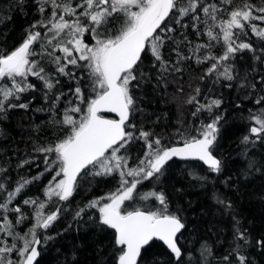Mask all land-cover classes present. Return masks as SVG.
I'll return each instance as SVG.
<instances>
[{"label":"snow or ice","instance_id":"6c2138e0","mask_svg":"<svg viewBox=\"0 0 264 264\" xmlns=\"http://www.w3.org/2000/svg\"><path fill=\"white\" fill-rule=\"evenodd\" d=\"M24 2L15 0L0 11ZM34 5L39 18L22 41L0 47V122L16 109L29 110L39 96L42 106L34 111L47 113L44 126L51 125L55 136L37 137L31 152L15 162L0 157V264H43L61 235L47 233L67 211L62 205L98 177L117 179V187L78 207L73 220L79 225L88 216L111 232L102 264H256L255 255L264 258V232L254 235L214 183L211 198L231 216V239L198 236L194 250L182 244L192 227L187 209L164 187L175 160L202 162L223 185L239 182L227 175L220 150L227 101L223 91H214L217 86L236 92L232 107L248 121L240 141L246 159L241 175H264V158L252 153L264 147V0H34ZM249 54L251 63L245 59ZM186 75L185 103L198 124L180 122L169 137L138 127L145 85L155 82L154 90H166L175 82L183 94ZM137 141L144 151L134 158L128 148ZM26 166L42 170L22 175ZM46 175L51 179L39 196L17 202ZM188 175L201 186L210 183L195 168ZM145 182L152 185L148 192L140 191ZM161 242L170 260L149 261L150 250ZM219 248L224 251L217 255ZM71 252L66 264H80V248Z\"/></svg>","mask_w":264,"mask_h":264},{"label":"trees","instance_id":"16d2710c","mask_svg":"<svg viewBox=\"0 0 264 264\" xmlns=\"http://www.w3.org/2000/svg\"><path fill=\"white\" fill-rule=\"evenodd\" d=\"M14 2L15 0H0V9H4L8 3ZM256 2L260 3L261 0H256ZM38 18L34 0H25L22 6L14 7L11 11H0V47L11 49L18 45L22 41L25 29ZM249 36H252L250 32ZM245 59L251 63L250 54ZM239 66L241 72H243L246 65L241 63ZM200 71L201 69H197V72ZM31 79L34 80V78ZM188 82L189 76L186 75L183 81L185 89L183 94L179 93L175 82L171 83L166 90H154L153 85L155 82H153V85H145L140 93L142 111L137 113L134 121L138 127H143L144 130L153 129L160 137H169L175 133L180 126V122L185 125L189 123L198 124L199 121H193L191 116V112L194 110L193 107L185 103L187 94L190 91ZM193 82L199 83V80L195 79ZM208 86L211 87L210 84ZM214 91H223L224 98L227 101L223 106L227 109V112L221 131V154L228 164L227 175L232 176L234 179L239 177V182L229 186L223 185L222 182L217 180L216 174L209 173L206 166L201 162L187 163L180 160L171 162V179L164 181L166 192L175 203L187 209L185 214L189 216V223L192 227L184 233L181 243H187V246L193 250L199 245L198 236L215 240L216 234H219L222 241L230 240L232 236L231 216L226 211L222 214V209L216 206L215 201L211 198L213 183L216 190L224 193L233 202L236 211L240 213L239 219L242 220L245 226H251L254 235L264 232V175L255 172L250 174L247 179L241 175L246 168V159L242 155L243 145L240 141L244 135L248 134V121L242 120L240 110L232 107V101L236 100V92L222 89L219 86ZM236 102L239 103V101ZM41 106L42 101L37 96L29 110L16 109L10 114L8 121L0 122V127L5 132V135L0 136V157L10 156L15 162L24 158L26 153L31 152V145L37 137L40 141L54 138L55 130L51 125L44 126L49 119L47 113L34 111V109ZM248 107L251 108V104ZM36 125H40L39 130L35 129ZM143 151V141L134 142L128 148V153L134 158L142 156ZM252 153L258 159L264 158V147L258 146L252 150ZM193 168L197 169L201 175H207L210 183L201 186L199 182L193 180L188 175V170ZM41 170L42 166L40 169L35 166L28 169L26 166L21 174L34 176ZM49 179H51V176L46 175L42 182L30 186L23 196L18 198L17 202L30 196H39ZM116 187L117 179L98 177L90 183L85 182L71 202L62 205L67 211L53 226L52 230L47 233L48 235L61 233V235L50 245L43 264H66L67 261L72 259L71 250L73 246L80 248V252L76 254L80 264H102L107 259L106 254L111 247V232L100 230L95 224L88 221V216H85L77 225L73 220V215L75 210L87 201L113 191ZM151 188L152 185L145 182L140 191L148 192ZM174 189H182V192L177 193ZM149 203L154 204L156 202L151 200ZM24 210L27 211V207ZM57 249H59V252ZM223 251L224 248H219L217 255ZM253 254H255V249H253ZM148 259L149 261L153 259L169 261L170 257L161 242L157 247L150 250ZM255 260L256 264H264V258L259 255H255Z\"/></svg>","mask_w":264,"mask_h":264},{"label":"water","instance_id":"95a60500","mask_svg":"<svg viewBox=\"0 0 264 264\" xmlns=\"http://www.w3.org/2000/svg\"><path fill=\"white\" fill-rule=\"evenodd\" d=\"M107 115V114H106ZM107 118H116L115 114L107 115ZM202 163V162H201Z\"/></svg>","mask_w":264,"mask_h":264}]
</instances>
